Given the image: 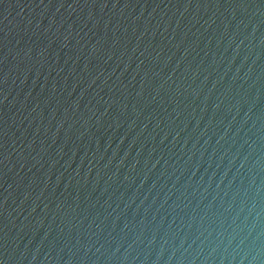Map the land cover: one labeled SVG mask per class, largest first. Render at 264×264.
I'll return each instance as SVG.
<instances>
[{
  "label": "water",
  "instance_id": "water-1",
  "mask_svg": "<svg viewBox=\"0 0 264 264\" xmlns=\"http://www.w3.org/2000/svg\"><path fill=\"white\" fill-rule=\"evenodd\" d=\"M0 264H264V0H0Z\"/></svg>",
  "mask_w": 264,
  "mask_h": 264
}]
</instances>
